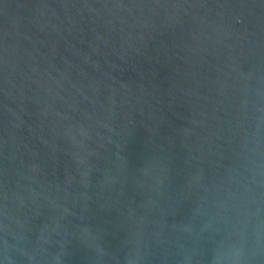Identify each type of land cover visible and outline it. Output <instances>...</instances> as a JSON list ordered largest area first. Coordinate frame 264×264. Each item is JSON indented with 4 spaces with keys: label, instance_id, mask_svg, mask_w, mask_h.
Returning a JSON list of instances; mask_svg holds the SVG:
<instances>
[{
    "label": "water",
    "instance_id": "95a60500",
    "mask_svg": "<svg viewBox=\"0 0 264 264\" xmlns=\"http://www.w3.org/2000/svg\"><path fill=\"white\" fill-rule=\"evenodd\" d=\"M0 264H264V0H0Z\"/></svg>",
    "mask_w": 264,
    "mask_h": 264
}]
</instances>
